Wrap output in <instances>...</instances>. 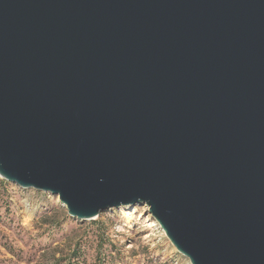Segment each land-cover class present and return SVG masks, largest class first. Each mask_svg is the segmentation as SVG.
I'll return each instance as SVG.
<instances>
[{"label": "water", "instance_id": "water-1", "mask_svg": "<svg viewBox=\"0 0 264 264\" xmlns=\"http://www.w3.org/2000/svg\"><path fill=\"white\" fill-rule=\"evenodd\" d=\"M0 176L264 264V0H0Z\"/></svg>", "mask_w": 264, "mask_h": 264}, {"label": "rangeland", "instance_id": "rangeland-1", "mask_svg": "<svg viewBox=\"0 0 264 264\" xmlns=\"http://www.w3.org/2000/svg\"><path fill=\"white\" fill-rule=\"evenodd\" d=\"M131 216L127 220L124 216ZM0 264H191L147 205L68 214L59 196L0 176Z\"/></svg>", "mask_w": 264, "mask_h": 264}, {"label": "bare ground", "instance_id": "bare-ground-1", "mask_svg": "<svg viewBox=\"0 0 264 264\" xmlns=\"http://www.w3.org/2000/svg\"><path fill=\"white\" fill-rule=\"evenodd\" d=\"M132 207H133V206H127V207H123V208L129 210V209L132 208ZM124 216H125V218H126L127 220H130V219H131V216H130L129 214H127V213H124Z\"/></svg>", "mask_w": 264, "mask_h": 264}]
</instances>
